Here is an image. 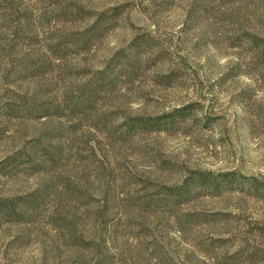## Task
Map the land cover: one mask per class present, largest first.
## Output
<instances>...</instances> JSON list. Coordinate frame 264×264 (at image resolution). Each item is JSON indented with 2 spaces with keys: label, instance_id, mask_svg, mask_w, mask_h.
<instances>
[{
  "label": "rangeland",
  "instance_id": "374dc122",
  "mask_svg": "<svg viewBox=\"0 0 264 264\" xmlns=\"http://www.w3.org/2000/svg\"><path fill=\"white\" fill-rule=\"evenodd\" d=\"M73 3L91 15L62 14ZM116 7L90 45L65 42ZM139 33L153 39L141 68L108 70L119 80L85 104ZM8 92L60 112L8 114L0 100V161L19 154L0 199L41 193L32 218L0 216V264H264V200L228 191L172 211L144 203L189 171L264 179V0H0ZM187 106L176 130L128 132L132 118ZM49 150L54 161L41 158ZM217 212L228 217L186 221Z\"/></svg>",
  "mask_w": 264,
  "mask_h": 264
},
{
  "label": "trees",
  "instance_id": "16d2710c",
  "mask_svg": "<svg viewBox=\"0 0 264 264\" xmlns=\"http://www.w3.org/2000/svg\"><path fill=\"white\" fill-rule=\"evenodd\" d=\"M62 14L71 16L72 18H80L91 15L90 11L78 3L68 5L67 8L62 10ZM122 9L119 7L112 8L109 11L99 13L92 24L76 34L70 35L65 39V42L80 43L83 45H90L91 42L103 36V34L109 30L112 22H116L117 18L121 16ZM153 39L147 33L137 34L128 44L126 49L116 52L107 67L101 71L100 77L97 82L89 84L87 86V98L85 104L92 102L101 91L117 82L120 76L128 72V75H135L138 69L141 68L143 50L145 46L152 47ZM131 49V50H130ZM57 50H60L57 49ZM115 67V68H114ZM114 69L118 75L116 78H112L108 73V70ZM127 74V73H126ZM173 75L168 74L162 76L161 79L170 83L173 80ZM15 93L2 94L0 100L3 102L2 108L8 114H14L16 112H26L27 114H33L42 112V115H53L60 112L58 107L47 106L45 107L40 101L25 99L22 95L13 97ZM84 106V104H83ZM192 107L187 106L183 108L174 109L170 112L160 114L156 117H144L139 116L132 118L127 123V129L130 133L144 132V131H164V130H176L180 123L185 121L188 116H191ZM40 144V143H39ZM38 143L33 144V152L36 153L39 149ZM43 147V146H42ZM46 150V149H45ZM55 153L49 150V157L44 155V161H54ZM19 160V154H13L3 161H0V174H7L17 167ZM241 192L247 194L253 198L264 200V179L254 176L240 173L236 170L228 171L226 173L214 174L208 171H189L187 175L181 180V182L175 186L158 187L154 194L147 196L145 204L148 207L166 208L167 210H176L184 204L199 199L204 195L220 196L225 192ZM41 193L33 192L26 196H19L14 199H0V216L16 219H29L32 218L40 209ZM228 217L225 213H214L212 215H206V218L198 216L197 214L189 215L186 221L189 223H202L211 220L210 217ZM230 216V215H229Z\"/></svg>",
  "mask_w": 264,
  "mask_h": 264
}]
</instances>
